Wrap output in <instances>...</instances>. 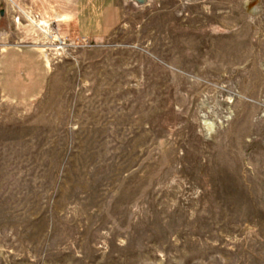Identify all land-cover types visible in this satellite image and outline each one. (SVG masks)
<instances>
[{"label": "rangeland", "instance_id": "1", "mask_svg": "<svg viewBox=\"0 0 264 264\" xmlns=\"http://www.w3.org/2000/svg\"><path fill=\"white\" fill-rule=\"evenodd\" d=\"M67 1L0 0V264H264V0Z\"/></svg>", "mask_w": 264, "mask_h": 264}, {"label": "crops", "instance_id": "2", "mask_svg": "<svg viewBox=\"0 0 264 264\" xmlns=\"http://www.w3.org/2000/svg\"><path fill=\"white\" fill-rule=\"evenodd\" d=\"M85 1L86 4L100 2L99 0ZM33 2H36V5L40 3L39 0H33ZM48 2L54 3L53 7L56 10L62 8L57 15L62 24L67 23L70 26L75 24L76 20L67 17L68 14L65 11L67 0H46L41 1L40 4ZM49 10L52 11L53 8ZM86 20L87 18L84 19L85 22ZM104 23V19L99 17L94 27L99 28ZM4 29L0 28V117L8 107L23 106L27 102L38 99L48 84V67L42 52L25 41L7 45V41L4 40L9 38L5 36L9 32Z\"/></svg>", "mask_w": 264, "mask_h": 264}, {"label": "water", "instance_id": "3", "mask_svg": "<svg viewBox=\"0 0 264 264\" xmlns=\"http://www.w3.org/2000/svg\"><path fill=\"white\" fill-rule=\"evenodd\" d=\"M1 14H2V15L4 14V10H1Z\"/></svg>", "mask_w": 264, "mask_h": 264}]
</instances>
